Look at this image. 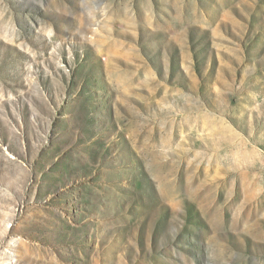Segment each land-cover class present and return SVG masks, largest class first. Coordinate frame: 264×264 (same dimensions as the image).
Wrapping results in <instances>:
<instances>
[{"label": "rangeland", "instance_id": "obj_1", "mask_svg": "<svg viewBox=\"0 0 264 264\" xmlns=\"http://www.w3.org/2000/svg\"><path fill=\"white\" fill-rule=\"evenodd\" d=\"M0 264H264V0H0Z\"/></svg>", "mask_w": 264, "mask_h": 264}, {"label": "clouds", "instance_id": "obj_2", "mask_svg": "<svg viewBox=\"0 0 264 264\" xmlns=\"http://www.w3.org/2000/svg\"><path fill=\"white\" fill-rule=\"evenodd\" d=\"M39 4L41 0H36ZM80 15L85 21H94L98 16H103L108 9V0H79ZM80 39H85V34L79 29H74Z\"/></svg>", "mask_w": 264, "mask_h": 264}]
</instances>
